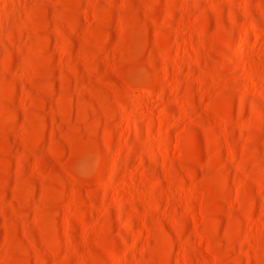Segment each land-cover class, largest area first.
Masks as SVG:
<instances>
[{
  "label": "rangeland",
  "instance_id": "obj_1",
  "mask_svg": "<svg viewBox=\"0 0 264 264\" xmlns=\"http://www.w3.org/2000/svg\"><path fill=\"white\" fill-rule=\"evenodd\" d=\"M0 264H264V0H0Z\"/></svg>",
  "mask_w": 264,
  "mask_h": 264
}]
</instances>
